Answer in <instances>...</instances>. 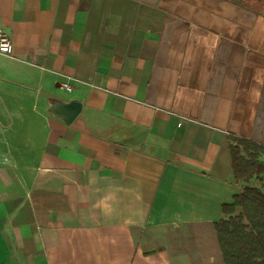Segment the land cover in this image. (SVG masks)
Masks as SVG:
<instances>
[{
    "label": "crops",
    "instance_id": "1",
    "mask_svg": "<svg viewBox=\"0 0 264 264\" xmlns=\"http://www.w3.org/2000/svg\"><path fill=\"white\" fill-rule=\"evenodd\" d=\"M248 5L0 0V264H225L230 137L264 146ZM54 101L80 110L65 123Z\"/></svg>",
    "mask_w": 264,
    "mask_h": 264
},
{
    "label": "trees",
    "instance_id": "2",
    "mask_svg": "<svg viewBox=\"0 0 264 264\" xmlns=\"http://www.w3.org/2000/svg\"><path fill=\"white\" fill-rule=\"evenodd\" d=\"M264 0H249L259 11ZM264 146L231 136L230 156L234 177L243 183L231 203L222 206L223 217L213 227L225 264H264ZM252 179L261 187L250 184Z\"/></svg>",
    "mask_w": 264,
    "mask_h": 264
},
{
    "label": "water",
    "instance_id": "3",
    "mask_svg": "<svg viewBox=\"0 0 264 264\" xmlns=\"http://www.w3.org/2000/svg\"><path fill=\"white\" fill-rule=\"evenodd\" d=\"M79 110V102L71 101L66 103H60L59 101H54L48 109V112L52 115L60 117L65 123H68L74 118V116L77 115Z\"/></svg>",
    "mask_w": 264,
    "mask_h": 264
},
{
    "label": "built area",
    "instance_id": "4",
    "mask_svg": "<svg viewBox=\"0 0 264 264\" xmlns=\"http://www.w3.org/2000/svg\"><path fill=\"white\" fill-rule=\"evenodd\" d=\"M13 52V41L10 34L0 26V56L10 55ZM67 90L71 87L68 84H64Z\"/></svg>",
    "mask_w": 264,
    "mask_h": 264
},
{
    "label": "rangeland",
    "instance_id": "5",
    "mask_svg": "<svg viewBox=\"0 0 264 264\" xmlns=\"http://www.w3.org/2000/svg\"><path fill=\"white\" fill-rule=\"evenodd\" d=\"M254 184L259 185L258 180L254 179Z\"/></svg>",
    "mask_w": 264,
    "mask_h": 264
}]
</instances>
